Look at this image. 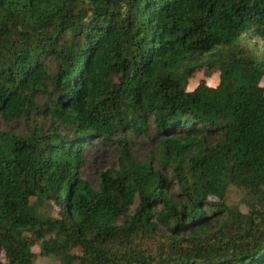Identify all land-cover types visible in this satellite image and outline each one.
Wrapping results in <instances>:
<instances>
[{"label": "trees", "instance_id": "16d2710c", "mask_svg": "<svg viewBox=\"0 0 264 264\" xmlns=\"http://www.w3.org/2000/svg\"><path fill=\"white\" fill-rule=\"evenodd\" d=\"M251 38L264 40V0H0V118L51 97L47 130L0 133V264L32 260L30 237L67 264H264V68ZM203 68L216 85L187 89ZM150 119L169 176L126 145ZM114 135L118 168L95 189L83 149ZM230 187L247 211L227 203ZM159 226L172 234L162 255L134 245Z\"/></svg>", "mask_w": 264, "mask_h": 264}, {"label": "rangeland", "instance_id": "374dc122", "mask_svg": "<svg viewBox=\"0 0 264 264\" xmlns=\"http://www.w3.org/2000/svg\"><path fill=\"white\" fill-rule=\"evenodd\" d=\"M251 43L255 45V54L257 59L260 61L262 67L264 68V40L260 38H251ZM209 59V54L205 53L201 55L200 61H205ZM200 70V71H199ZM195 77L188 79L186 83V88H193L199 80H203L208 86H215L218 81V71L216 69H199ZM261 85L264 86V75L260 79ZM50 88L47 87L46 91L37 92L34 96L35 107L30 108L29 115L25 118H19L18 120H3L0 118V133H10V134H26L34 127L47 130L50 124V119L46 116L45 111L47 107L51 105V97L49 95ZM126 145L128 147L129 153L138 161H146L148 159L153 160V164L161 169L164 175L169 176L170 171L162 168L160 165V152L158 149V143L160 135L157 128L155 127L152 119H150L148 128L141 132H126ZM99 138V137H98ZM117 135L112 137L110 141H102L101 139L93 140L92 143L88 144L83 149V165L81 167V174L84 179H86L92 187L95 189L99 185V176L101 171L107 168H118L119 156L121 153V145L115 143ZM100 140V141H99ZM172 190V189H171ZM175 190V189H174ZM242 191L235 187H230L227 197V203L229 205H238L242 211H247V207L241 200ZM33 203L34 211L41 215L42 217H55L57 216L56 208L52 202L43 199H36L35 196L30 198ZM135 205L131 206L130 212L132 213ZM128 214H124L118 220V224H123L127 219ZM216 224L211 221L207 224L206 230L209 231V235L216 230ZM26 233V232H25ZM31 236L30 233H26ZM190 234V229L186 228L178 235L180 237H186ZM170 231L165 229L163 226H159L155 233V236L150 239H141V237L136 238L134 245L137 248L142 249L146 254H151L152 256L162 255L170 237ZM34 240V245L32 246V251L35 253L32 260L20 259L23 264H67L63 260L57 258L53 255H44L40 252V241L30 237ZM72 252L79 254L81 249L79 247L73 248ZM4 259V258H2Z\"/></svg>", "mask_w": 264, "mask_h": 264}]
</instances>
